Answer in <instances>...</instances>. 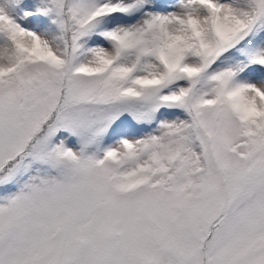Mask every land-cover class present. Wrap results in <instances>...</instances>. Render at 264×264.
I'll return each mask as SVG.
<instances>
[{
    "label": "snow or ice",
    "instance_id": "1",
    "mask_svg": "<svg viewBox=\"0 0 264 264\" xmlns=\"http://www.w3.org/2000/svg\"><path fill=\"white\" fill-rule=\"evenodd\" d=\"M0 264H264V0H0Z\"/></svg>",
    "mask_w": 264,
    "mask_h": 264
}]
</instances>
